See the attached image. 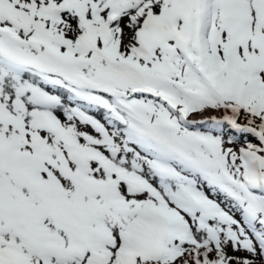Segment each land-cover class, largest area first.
<instances>
[{"label": "snow or ice", "instance_id": "obj_1", "mask_svg": "<svg viewBox=\"0 0 264 264\" xmlns=\"http://www.w3.org/2000/svg\"><path fill=\"white\" fill-rule=\"evenodd\" d=\"M0 264H264V0H0Z\"/></svg>", "mask_w": 264, "mask_h": 264}]
</instances>
